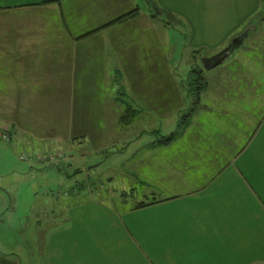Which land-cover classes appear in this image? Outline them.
<instances>
[{"label":"crops","instance_id":"1","mask_svg":"<svg viewBox=\"0 0 264 264\" xmlns=\"http://www.w3.org/2000/svg\"><path fill=\"white\" fill-rule=\"evenodd\" d=\"M262 1L238 0L226 10L231 13L221 29L217 48L224 45L225 49L247 31L240 49L237 48L236 60L251 54L246 57L245 66L237 69V74L244 71L243 75L250 78L248 83L238 80L234 85V100L223 99L220 93L225 87H216L215 101L223 107L219 116L226 122L227 118L233 119V125L227 123L224 129L223 125L214 126L206 121V117L211 118L209 115L198 113L201 109L202 113H210L202 104L209 82L196 105L191 86L183 84L197 54L207 45L208 28H214L212 21H201L200 17L178 21L191 30L184 43L186 55L182 50L150 47L161 43L160 40L166 46L175 45L180 39L171 35L165 39L129 35V28L160 24L150 20V16L140 19L144 15L137 0H0V61L14 78V90L26 95L95 93L103 85H111L115 90L112 99L125 110L105 123H121L125 117V123L133 124L134 118H144L145 112L149 118H155L149 119V123L165 124L169 123L172 109H189L184 121L179 122L176 117L178 124L172 133L159 138L148 134L145 140L144 134L131 137L119 152L128 153L127 179L140 180L145 187L141 201H153L141 208L132 207L133 213L128 215H141L142 247L146 248L147 259L144 256L142 260H112L109 253L105 258H96L99 251H128V247L118 245V234L121 241L132 239V250L134 233L123 213H81L73 212L74 208L54 215L42 213L44 221L38 213L31 219L25 218L16 246L10 249L3 242L0 257L4 259L3 255L16 254L15 251L21 257L24 248L29 250L30 264H264V114L259 112L253 136L246 140L242 129L248 113L241 108V104H249L253 99L258 106L264 101V14L253 21L264 12ZM221 8L223 11L224 7ZM136 9V17L116 22ZM160 26L167 29L166 22ZM219 52L205 55L204 59ZM184 60L186 68L182 67ZM251 60L254 64H250ZM139 76L163 78L155 79L154 84H136L128 79ZM121 77L127 78V88ZM34 98L30 95V105ZM229 105L234 109L231 113L227 111ZM252 115L256 117L255 112ZM66 117V122L75 123L70 119L74 117ZM77 118L84 125L97 122L99 116L83 113ZM237 120L243 121L241 133ZM229 127L235 135L231 136ZM173 133L172 140L162 141ZM252 146L254 161L250 163L246 155ZM69 174L66 172L67 178ZM89 200L96 203L95 197ZM149 252H156L157 258L151 259Z\"/></svg>","mask_w":264,"mask_h":264},{"label":"rangeland","instance_id":"2","mask_svg":"<svg viewBox=\"0 0 264 264\" xmlns=\"http://www.w3.org/2000/svg\"><path fill=\"white\" fill-rule=\"evenodd\" d=\"M237 1L137 0L143 11L142 15H144L143 18H140L141 20H146L150 16V20L160 24L166 22L167 29L161 27L160 24H155L154 27L149 28L137 26L128 29L129 35L135 37L165 39L166 36L171 35V37L179 38V42L175 45L168 44L166 46L165 41L160 40L161 43L151 44L150 47L157 46L165 51H168L169 48L171 51L182 50L187 55L188 49L184 43L188 41L191 30L186 23L178 21L194 18L199 20L198 17L201 21H212L214 28H208L209 40L206 42L207 45L203 48L202 53L197 54L195 64L184 76L183 84H188L192 90L196 89L194 80L197 75L196 72L192 71L194 69L204 70L203 75L210 87L208 93H205L203 97L202 104L207 106L210 113H202L203 109H201L198 111L199 116L209 115L211 118L206 117V121L210 120L209 123L214 126L223 125L224 129H227V123L233 125V119L227 118L229 122H226L219 116L223 107L215 101V96L218 94L216 87L218 85L225 87L224 92L220 93L223 95V99L234 100L237 96L234 85H237L238 80L248 83L246 80L250 78L243 75L244 71L240 75L237 74V69L245 66L246 57H249L251 52L244 54L245 58L236 60L240 48L236 49L233 56L228 58L226 62L212 69L205 68L203 60L205 55L211 56L219 50H224L222 49L224 45L218 48L217 45L221 42V29H224L223 25L228 23L231 13L229 11L226 13V10ZM262 2L263 5L264 1ZM221 7H224L223 11ZM189 8H194L195 11L190 12ZM2 9L0 8V10ZM260 13L253 21H256L257 18H263L261 16L264 12ZM1 18L4 19L5 17L2 16ZM76 30L71 29L72 32ZM246 45L248 42L245 43L244 47ZM249 62L254 64L253 60ZM2 63L3 61H0V245L5 243L7 248H14L17 239H19L18 232L24 227L25 218L31 219L35 213H38L42 218L41 221H44L45 215L42 216V213L54 215L62 211L69 212V209L72 208H74L73 212L79 211L81 213L118 212L125 214L123 219L134 233H132L134 247L132 250L130 249L131 238L128 241L125 239L121 241L118 234V245L122 244L124 249L128 247V251L123 254L117 253L116 248L110 251H99L96 253V258H105L106 253H109L108 257L112 260L125 258L142 260L144 256L147 259L146 248L142 247L141 215L128 217L133 213L134 206L143 199L141 194L145 187L140 180L129 178L130 181H127L129 179L126 177L128 174L125 169L129 167L128 161H126L128 153L124 151V153L119 154V152L124 150L127 140L131 137L144 134L145 140L148 134L150 137L153 136L151 134H155L159 138L162 135L172 133L178 124L176 121H184L189 109H172V114L167 118L169 123L165 124L149 123V119L154 120L155 118H149L145 112V117H135L133 124L125 123V117L121 119V123H105L108 120H115L112 116H118L125 110V107L120 106L119 102L112 99L115 90L111 85H103L101 91L95 93L47 92L27 93L26 95L25 92H18L13 89L12 81L14 78L8 74L9 69ZM182 67H187L185 60ZM160 78L163 77H128L131 82L134 80L136 84L143 82L154 84V80ZM121 79L124 80V86L127 88L129 86L127 78L121 77ZM11 86L12 90H8ZM240 87L243 89V86ZM193 93L195 94V92ZM241 94L243 93L241 92ZM30 95L35 96L32 105L29 102ZM241 108L248 113L244 129H242V133L245 132L247 135V140L249 136H253L259 112L260 115L264 114V101L262 106H258L257 101L255 102L253 99L249 104H241ZM228 109L229 113L234 110L230 105ZM254 112L255 118L252 115ZM83 113H96L99 118H96L97 122L83 125L77 120V117ZM69 115L74 117L70 119L75 123L65 121L66 116ZM176 117L177 120L175 121ZM13 121L16 124H13ZM241 122L243 121L237 120L240 133ZM228 130L231 136L235 135L233 129L229 127ZM4 133H7L8 138H4ZM262 135L264 137V129ZM241 144L240 140L239 146ZM136 147L137 141L135 142ZM253 149L254 146L246 155V159L250 163L254 161ZM66 172L70 173V178L66 177ZM129 184L134 187L129 188ZM90 197H95L96 203L88 201ZM49 202L52 203L49 205ZM14 253L16 254L3 255L6 257L4 259L0 257V264L4 260L7 264H30L28 249L24 250L23 248L21 250V257L18 255L19 251ZM148 255L151 259L157 258L156 252H149Z\"/></svg>","mask_w":264,"mask_h":264},{"label":"trees","instance_id":"3","mask_svg":"<svg viewBox=\"0 0 264 264\" xmlns=\"http://www.w3.org/2000/svg\"><path fill=\"white\" fill-rule=\"evenodd\" d=\"M136 15H137V9L136 10H134V11H131V12H129V13H127V14H125V15H123V16H121V17H119L117 20H116V22H120V21H123V20H128V19H131V18H134V17H136ZM113 22H115V21H113ZM112 24V23H111ZM192 72H196V78H195V80H194V82H195V84H196V89H194V90H192V91H194L195 92V94L194 95H196V101H195V105L200 101V94H201V91L207 86V79H206V77L203 75V72H204V70L203 69H194ZM191 85H193V83H191ZM174 138V133L173 134H171L170 136H168V137H163L162 138V141L163 142H168V141H170V140H172ZM153 203V201L152 202H147V201H141V202H139V203H137L135 206H134V208L136 209V208H141V207H144V206H147V205H150V204H152ZM6 264H7V262H5ZM4 263V264H5Z\"/></svg>","mask_w":264,"mask_h":264},{"label":"water","instance_id":"4","mask_svg":"<svg viewBox=\"0 0 264 264\" xmlns=\"http://www.w3.org/2000/svg\"><path fill=\"white\" fill-rule=\"evenodd\" d=\"M247 34L248 32L246 31L242 35L235 37L228 45V47H226L224 50H222L221 52L217 53L212 57L205 58L203 60L205 68L212 69L222 64L228 57L232 55V53L237 48H239L242 45L244 38L247 36Z\"/></svg>","mask_w":264,"mask_h":264},{"label":"built area","instance_id":"5","mask_svg":"<svg viewBox=\"0 0 264 264\" xmlns=\"http://www.w3.org/2000/svg\"><path fill=\"white\" fill-rule=\"evenodd\" d=\"M4 138H8V135H7V133H4ZM23 158V157H22Z\"/></svg>","mask_w":264,"mask_h":264}]
</instances>
